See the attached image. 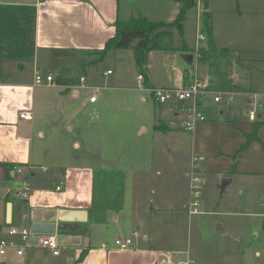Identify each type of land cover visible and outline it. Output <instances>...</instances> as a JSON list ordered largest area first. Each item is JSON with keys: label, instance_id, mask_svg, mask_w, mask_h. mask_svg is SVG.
Returning a JSON list of instances; mask_svg holds the SVG:
<instances>
[{"label": "rangeland", "instance_id": "1", "mask_svg": "<svg viewBox=\"0 0 264 264\" xmlns=\"http://www.w3.org/2000/svg\"><path fill=\"white\" fill-rule=\"evenodd\" d=\"M133 2L137 14L146 12L151 20L172 21L180 9L178 0ZM207 10L215 51L210 49L204 31V6L198 0L187 12L184 37L176 34L171 43L181 48L185 39L194 49L155 50L149 55L148 67L159 87H179L180 74L185 73L209 89L223 92L219 102L211 94L203 100L206 123H212L209 131L197 137L199 125L195 131L184 128L188 109L183 108L177 116L171 111L172 105L185 106L189 101L171 100L164 110V104L157 103L142 88L134 51L130 58L127 49L109 52L103 60L80 59L78 67L67 71L79 88V99L71 97L73 87L60 100L57 88L40 84L46 104L38 107L36 114L43 111L41 118L43 113L47 115L42 124L46 132L43 142L52 151L58 148L65 154L67 149L78 154L73 145L78 140L86 146L99 144L104 150L116 149L134 157L130 165L94 166L96 193L92 208L109 218L113 213L120 216L119 224H115L114 215L108 227L99 224L96 239L115 240L120 235L125 238L119 231H125L130 226L131 213H137L144 222L134 224L139 234L133 233L131 239L143 244L148 229L159 232L156 238L166 244L176 237L186 250L177 258L185 260V264H264V127L263 143L242 153L240 143L228 135L229 129H237L236 125L250 127V110L256 112L257 119L264 118V0H210ZM201 32L205 38L197 40ZM117 53L126 58L119 62ZM184 54H192L193 60H186ZM109 69L113 74H104ZM51 72L56 74L54 69ZM82 76L88 79L85 86L80 81ZM91 94L99 102L81 107L79 102ZM251 97L255 100L249 102ZM163 122L169 124V131L155 129ZM141 124L147 126L142 134L138 131ZM236 149L241 150L240 164L234 172L226 159L208 162L219 159L213 157L221 151L229 156ZM118 171L122 176L114 180ZM193 177L200 178L197 196L191 194ZM176 190L183 196L186 208L175 207L177 213L169 214L172 209L166 203L158 204L159 199H163V193ZM192 201L198 202L197 213H191ZM116 225L120 227L115 229ZM67 249L66 243L60 244L61 257Z\"/></svg>", "mask_w": 264, "mask_h": 264}, {"label": "crops", "instance_id": "2", "mask_svg": "<svg viewBox=\"0 0 264 264\" xmlns=\"http://www.w3.org/2000/svg\"><path fill=\"white\" fill-rule=\"evenodd\" d=\"M140 15L150 17L146 12L137 14L133 0H0V201L12 203L11 223L0 225L3 228L0 235H6L4 228L9 225L28 226L36 234L56 232L60 244L66 243L68 248L65 256L61 257V251L54 254L50 248L38 243L36 236H32V245L26 247L23 254L11 249L0 257V264L186 263L177 258V255L185 254L186 250L176 237L171 240V244H166L162 238H156L160 235L159 232L148 229V234L143 235V244L139 245L137 239H131L133 233L139 234L134 224L137 221L144 222L137 213H131L130 226L124 228L125 231H119L125 238L120 235L115 240L96 239L99 224L108 227L113 215L115 224H119L120 216L113 213L109 218L92 208L96 193L94 166L130 165L134 157L130 153L121 154L116 149L104 150L99 144L86 146L78 140L73 143L78 154H73L70 150L67 152V149L65 154L58 152V148L52 151L50 145L43 142L46 132L42 124L47 115L43 113L41 118L43 111L36 114L37 108L46 104L41 86L35 82L37 74L43 75L45 87L57 88L60 100L67 97V91L71 87V97L79 99V88L71 82L67 71L78 67L80 59L89 61L92 57H99L97 51L103 49L106 42L116 34L115 23L118 19ZM185 45L190 50L194 49L186 40ZM114 50L116 49L110 52ZM127 50L131 58L133 49ZM116 58L120 62L121 58L126 57L117 53ZM92 60L95 61L93 58ZM147 68L150 88L159 87L151 77L148 66ZM52 69L55 70V75L52 74ZM107 71L104 74H113V70L111 73ZM48 75L52 76L51 82L46 79ZM186 75L180 74V86L186 85L188 80L191 82L196 79L189 74L190 78L187 77L186 82ZM138 80L143 84L142 80ZM87 81L86 78V85ZM136 88L140 89L139 86ZM142 88L149 92L150 88L144 85ZM249 92L252 93L253 90ZM90 97L80 99V106H95L100 100L98 98L91 102ZM252 98L254 97L248 99L249 102L255 100H251ZM142 99L147 101L145 95H142ZM172 106L171 111L175 116L183 111V106L179 104L176 105L178 108ZM166 107L167 104H164V110ZM23 112H28L29 116L21 117ZM206 121L198 124L197 137L210 130L212 123ZM250 122L248 129L246 125H236L237 129H229L228 132L229 136L240 143L241 150L253 128L254 120ZM69 127L72 130L74 128L71 124ZM262 127L264 125L258 131L259 140L253 141L247 149L240 150L241 153L255 144L263 143ZM155 129L169 131L170 126L163 122L156 125ZM138 131L141 134L146 132L147 126L141 124ZM174 132L171 131L170 134L175 135ZM240 151L236 149L229 156L221 151L213 157L219 159L211 158L208 162L226 159L234 172L240 164ZM18 167H22L23 171L18 172ZM120 173H114V180L122 176ZM123 177L127 179L125 175ZM26 183L30 188L27 199L23 196ZM58 186L61 188L57 189ZM161 197L163 199H159L158 204L166 203L172 209L169 214L177 213L176 208H186L185 200L178 190L163 193ZM150 214L152 212L149 216ZM168 223L172 224L170 221ZM118 227L120 226L116 225L115 229ZM117 239H131L132 243L129 248L123 249L116 243ZM84 250V259L77 262Z\"/></svg>", "mask_w": 264, "mask_h": 264}, {"label": "trees", "instance_id": "3", "mask_svg": "<svg viewBox=\"0 0 264 264\" xmlns=\"http://www.w3.org/2000/svg\"><path fill=\"white\" fill-rule=\"evenodd\" d=\"M198 0H178L180 9L172 21L151 20L148 17L141 15L131 17L129 19H118L115 23L116 34L110 38L103 49L98 50V60H103L106 55L113 49H133L135 54L136 65L139 74L143 76V85L150 88L148 76V61L149 55L155 50H184L187 51V46L176 48L171 45L174 35L184 37V21L187 18V12L196 5ZM204 6V31L207 34L210 49L215 51V43L213 37V26L210 21V14L207 10L210 0H202ZM185 39H183L184 45ZM203 57V56H201ZM187 79V75L185 77ZM264 125L263 119H255L252 126V131L247 135V140L242 146V150L247 149L253 141L259 140L258 131ZM2 226H0V229ZM86 255L84 250L77 262H81Z\"/></svg>", "mask_w": 264, "mask_h": 264}, {"label": "built area", "instance_id": "4", "mask_svg": "<svg viewBox=\"0 0 264 264\" xmlns=\"http://www.w3.org/2000/svg\"><path fill=\"white\" fill-rule=\"evenodd\" d=\"M205 36L203 35V32H201L198 36L199 40L204 39ZM112 70H108L107 73H111ZM138 78L140 80H143V76L139 75ZM47 81H52V76H47ZM83 86L86 85V78H81ZM36 84H42L44 83V77L40 73L36 75ZM149 92L151 93L153 99L160 104H167L171 100H176L185 102L189 101V103L183 108H187L189 113L187 116V119L184 123V128L190 131H194L196 129V126L202 122L205 121L207 118L205 117L202 106H203V100L208 95H214V101L219 102L222 100L223 92L222 91H216L209 89L204 84H202L200 81L193 79L189 84L179 86L177 88L172 87H153L149 89ZM224 93L234 94L230 91H225ZM97 100L96 96L93 95L90 97L91 102H95ZM261 101L264 103V94L261 95ZM28 112L21 113V117H28ZM257 114L254 110L249 111V118L251 120L257 119ZM45 170L46 167H43ZM18 172H22V167L17 168ZM200 182L199 177H193L192 178V184H191V194L194 195L199 194L198 190V183ZM61 187L58 186L57 189H60ZM196 189V190H195ZM24 198H29L30 196V188L28 184L25 185V191L23 193ZM197 201L190 202V210L191 213H197ZM194 207V209L192 208ZM1 231L3 230L0 229ZM0 231V232H1ZM4 231L6 232L5 236L0 235V257L5 256L11 249H14L18 254H23L26 247L31 246V238L32 236H36L38 238V243H40L42 246L50 248L54 254H58L60 250V240L59 236L56 232L46 233V234H36L34 233L30 227L28 226H17V225H9L8 227L4 228ZM116 243L123 249L129 248L132 240L131 239H117ZM164 264H172V263H164Z\"/></svg>", "mask_w": 264, "mask_h": 264}, {"label": "water", "instance_id": "5", "mask_svg": "<svg viewBox=\"0 0 264 264\" xmlns=\"http://www.w3.org/2000/svg\"><path fill=\"white\" fill-rule=\"evenodd\" d=\"M183 57L188 60L192 61L194 56L192 54H184ZM251 100H254L252 98ZM11 215H12V203H6L4 200L0 201V225L4 226L5 224L11 223Z\"/></svg>", "mask_w": 264, "mask_h": 264}]
</instances>
